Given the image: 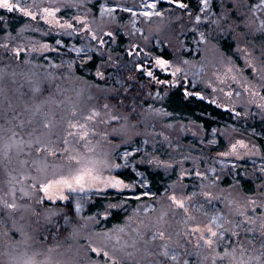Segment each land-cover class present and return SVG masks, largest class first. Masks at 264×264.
Returning <instances> with one entry per match:
<instances>
[{
	"label": "rangeland",
	"instance_id": "rangeland-1",
	"mask_svg": "<svg viewBox=\"0 0 264 264\" xmlns=\"http://www.w3.org/2000/svg\"><path fill=\"white\" fill-rule=\"evenodd\" d=\"M96 1L0 0L27 19L0 35V264H264V143L254 139L264 142V4ZM118 31L121 53L111 45ZM95 52L102 61L90 80L75 66ZM178 86L236 122L207 130L174 118L163 101ZM141 165L176 176L157 192ZM128 167L135 182L118 175ZM86 168L99 179L44 192ZM238 173L254 193L223 182ZM107 191L137 201L86 213L89 196ZM70 199L73 215L56 205ZM113 208L127 215L107 227Z\"/></svg>",
	"mask_w": 264,
	"mask_h": 264
},
{
	"label": "trees",
	"instance_id": "trees-1",
	"mask_svg": "<svg viewBox=\"0 0 264 264\" xmlns=\"http://www.w3.org/2000/svg\"><path fill=\"white\" fill-rule=\"evenodd\" d=\"M194 0H182V2L190 3L192 6ZM97 6L100 0L96 1ZM96 8V5H94ZM27 19L24 15L14 13L13 11H7L5 9L0 10V35L6 32H15L21 26L26 23ZM119 32V42L118 45H113L115 50L118 52L126 51L125 42L127 39L125 36ZM47 40L53 42L55 41V36L50 35ZM232 45V42L228 40L222 41V46L226 49H229ZM153 51L156 55L162 56L166 59H172L173 54L168 48H164L163 50H159L158 47L153 48ZM102 61V56L99 53H93L92 58L85 63L83 66L76 65L75 70L78 74L87 77L90 80H95V71L97 70L100 62ZM86 72V73H85ZM163 106L165 109L172 114L174 118H180L182 120H193L196 123L201 124L205 129L211 130L213 128H218L225 123H232L235 121V115L222 107L207 101L204 98H199L194 95L187 97L183 88L181 86L174 87L170 89L165 95ZM255 125L260 127L262 124L260 122H256ZM254 139L258 141V143H264L263 137L254 136ZM224 142V141H223ZM223 147H221L222 149ZM220 149V150H221ZM141 168L144 170L147 175L151 186L156 189L157 192H161L165 189V186L169 183V181L176 176V171L173 170L171 174L165 173L161 168H150L148 165H141ZM118 175L125 179L126 181L135 182L138 179V175L133 168H126L121 172H118ZM224 183L230 184L233 182H237L244 192L246 193H254L256 191V182H254L251 178L238 173L236 175L226 176L224 178ZM115 193V192H114ZM111 191L100 192L97 194H91L88 199V204L86 206V213L95 214L100 211H106V208L109 203L117 202L120 200H127L129 203H135L137 200L133 197L126 198L124 197L125 193L119 192L115 193V195ZM71 199L68 202L58 201L56 205L68 208L69 214L73 215L75 213L74 207L71 203ZM127 212L123 210V208H113L109 212V216L105 219H102L105 225L113 226L116 224H120L123 222Z\"/></svg>",
	"mask_w": 264,
	"mask_h": 264
},
{
	"label": "snow or ice",
	"instance_id": "snow-or-ice-1",
	"mask_svg": "<svg viewBox=\"0 0 264 264\" xmlns=\"http://www.w3.org/2000/svg\"><path fill=\"white\" fill-rule=\"evenodd\" d=\"M173 3H181L182 7H186V5L182 4V0H172ZM203 3L205 6H207L208 4V0H203ZM261 4H264V0H261ZM3 6L5 8H9L11 7L7 0H3ZM151 7L155 8L156 7V3L155 0H152V4ZM16 8H19L22 12L26 11L25 9L21 8V6L19 4L16 5ZM203 10V9H202ZM47 11V9L45 10ZM128 11H131V9H128ZM28 15H32L31 12L27 13ZM153 13L152 12H146L145 15L151 16ZM197 20L200 19L199 16L196 17ZM260 23L262 25H264V20H261ZM71 26V25H70ZM93 36H95V34L93 33ZM201 39H204L203 34L201 35ZM101 43H103V41H100ZM17 52L20 51V49H16ZM156 63L165 71H167V65L169 64V61L163 59L162 57H158ZM99 74V73H98ZM148 75L151 76L152 75V70L148 69ZM235 147V146H233ZM125 155H128L127 152H125ZM114 167H120V165H114ZM95 171L94 168H86L83 171L78 172L77 174H75L74 176L71 177H61L59 180H49L47 183H45L43 185V189L45 193H48L51 190H55L56 192H62L64 188H68V189H73L74 185H79L81 186V188L83 186H85L87 184V182L90 180L92 182H95L97 179H99L98 175H94L93 172ZM109 182H111L113 187H120L123 184V181L120 180L118 177L117 178H109ZM54 198V197H53ZM64 199H67L68 197L65 196L63 197ZM173 199L175 200V196H173ZM177 204H182L183 202L180 200H176ZM10 207H15V205H10ZM76 207L79 209L80 205L77 204ZM209 232H211V235L213 237H215L217 235L216 232L212 231L211 228L208 229ZM222 234V233H221ZM207 243L209 245H211L213 243L212 239H209L207 241ZM98 251V250H97ZM104 255H107V253H104Z\"/></svg>",
	"mask_w": 264,
	"mask_h": 264
}]
</instances>
